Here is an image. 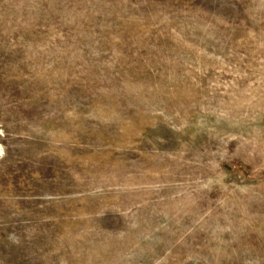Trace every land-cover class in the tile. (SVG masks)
Masks as SVG:
<instances>
[{"label": "rangeland", "instance_id": "obj_1", "mask_svg": "<svg viewBox=\"0 0 264 264\" xmlns=\"http://www.w3.org/2000/svg\"><path fill=\"white\" fill-rule=\"evenodd\" d=\"M0 264H264V0H0Z\"/></svg>", "mask_w": 264, "mask_h": 264}]
</instances>
